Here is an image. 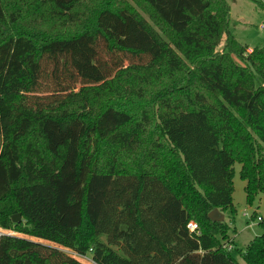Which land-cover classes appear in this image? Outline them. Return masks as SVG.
<instances>
[{"label": "trees", "instance_id": "1", "mask_svg": "<svg viewBox=\"0 0 264 264\" xmlns=\"http://www.w3.org/2000/svg\"><path fill=\"white\" fill-rule=\"evenodd\" d=\"M228 18L226 0H0V229L55 242L22 199L48 186L95 264H238L207 214L234 215L235 163L246 205L264 195V49ZM258 226L245 264H264ZM0 264L82 263L2 235Z\"/></svg>", "mask_w": 264, "mask_h": 264}, {"label": "rangeland", "instance_id": "2", "mask_svg": "<svg viewBox=\"0 0 264 264\" xmlns=\"http://www.w3.org/2000/svg\"><path fill=\"white\" fill-rule=\"evenodd\" d=\"M226 2L229 6V32L236 42L245 45L250 50L252 48L264 49V29H262L264 28V0H226ZM239 168L240 166L236 163L232 166L231 201L235 212L234 215L224 213L223 222L228 226L227 238L230 239L228 241L232 246L231 255L238 264H245L240 258L239 252H244L249 242L255 236L263 233V230L258 226L259 222L256 217L262 219V223H264V195L258 196L251 206L246 205L243 193L244 183L238 176ZM55 194V189L46 186L34 193L29 192L28 195L26 193L22 195L23 200L27 199L28 208L31 215L37 219L38 227L42 232L45 231L46 235L54 238L55 242L46 240V236L45 238L43 236H19L58 248L72 255L71 251L64 246V243L69 241V231L61 230L56 225ZM87 257L89 256L87 255ZM82 264L85 263L82 262Z\"/></svg>", "mask_w": 264, "mask_h": 264}, {"label": "built area", "instance_id": "3", "mask_svg": "<svg viewBox=\"0 0 264 264\" xmlns=\"http://www.w3.org/2000/svg\"><path fill=\"white\" fill-rule=\"evenodd\" d=\"M264 29V28H262ZM256 220L258 222H261V219L259 217H256ZM186 229L189 233H192V234H197L198 233V228H197V225L191 221H189L187 224H186ZM2 235H12V236H16L15 233H12V232H9V231H4L2 229H0V236ZM220 247L224 250H227V251H231L232 250V246L230 245L229 241L227 242H224V243H221ZM72 254V253H71ZM72 256L74 258H76L80 263H85V264H95L93 263L89 257L87 256H76L75 254H72Z\"/></svg>", "mask_w": 264, "mask_h": 264}, {"label": "water", "instance_id": "4", "mask_svg": "<svg viewBox=\"0 0 264 264\" xmlns=\"http://www.w3.org/2000/svg\"><path fill=\"white\" fill-rule=\"evenodd\" d=\"M207 219L214 223H221L223 221V215L217 209H212L207 214ZM19 221V215H14L11 218L12 223H17Z\"/></svg>", "mask_w": 264, "mask_h": 264}, {"label": "crops", "instance_id": "5", "mask_svg": "<svg viewBox=\"0 0 264 264\" xmlns=\"http://www.w3.org/2000/svg\"><path fill=\"white\" fill-rule=\"evenodd\" d=\"M249 51H250V49H249ZM261 221H263V220L261 219ZM17 236H19V235H17ZM228 240H230V239L228 238L227 241H228Z\"/></svg>", "mask_w": 264, "mask_h": 264}]
</instances>
